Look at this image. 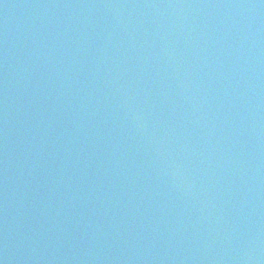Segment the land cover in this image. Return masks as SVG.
Here are the masks:
<instances>
[{
  "label": "water",
  "instance_id": "95a60500",
  "mask_svg": "<svg viewBox=\"0 0 264 264\" xmlns=\"http://www.w3.org/2000/svg\"><path fill=\"white\" fill-rule=\"evenodd\" d=\"M211 264H264V0H60Z\"/></svg>",
  "mask_w": 264,
  "mask_h": 264
}]
</instances>
